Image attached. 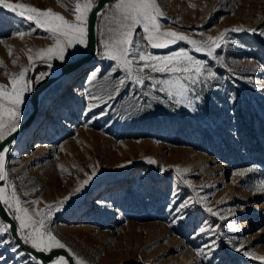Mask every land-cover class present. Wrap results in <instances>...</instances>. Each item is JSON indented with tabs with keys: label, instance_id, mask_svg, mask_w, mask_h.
Returning <instances> with one entry per match:
<instances>
[{
	"label": "rangeland",
	"instance_id": "rangeland-1",
	"mask_svg": "<svg viewBox=\"0 0 264 264\" xmlns=\"http://www.w3.org/2000/svg\"><path fill=\"white\" fill-rule=\"evenodd\" d=\"M8 2L52 9L74 19L71 0ZM115 2L97 15L93 60L39 94L32 123L8 152L3 187L9 194L15 190L20 207L28 208L37 220L35 211L52 207L46 228L74 254L70 255L74 264L76 257L86 264H264L243 254L264 256V207H256L264 203V192L257 191L264 180V35L260 34L264 0H157L164 13L159 19L164 31L206 41L225 29H243L226 32L214 52L222 59L195 52L186 41L147 49L162 56L183 48L207 61L216 78L209 87L196 89L202 98L195 111L169 101L160 85L153 89L150 80L145 85L127 81L118 94L114 92L125 73L113 71L115 62L102 56L101 40L106 38L102 33L115 26L105 19ZM17 32L31 34L21 39ZM135 35L139 39L142 30L137 28ZM0 41V85L8 88L6 73H18L21 66L29 68L26 78L35 83L39 73H50L62 63L34 59L29 67L28 50L34 54L54 41L33 22L2 7ZM82 47L68 49L63 62L81 54ZM97 68V78L90 81ZM149 74L154 79L170 78L166 73ZM145 91L151 95L145 96ZM27 94L19 121L28 109ZM91 104L98 106L89 110ZM37 140L49 148L35 150L32 143ZM252 166L255 170L244 176L235 174ZM89 176V182L75 192ZM65 197L69 199L60 206ZM33 200L38 203L32 204ZM185 201L189 206L177 214L176 208ZM8 212L13 219V211ZM178 215L183 219L173 222ZM201 227L216 231L200 234ZM0 240L10 241L0 243V264H38L19 248L12 251L16 245L8 233H0ZM213 240L215 250L198 256L197 250Z\"/></svg>",
	"mask_w": 264,
	"mask_h": 264
},
{
	"label": "snow or ice",
	"instance_id": "snow-or-ice-1",
	"mask_svg": "<svg viewBox=\"0 0 264 264\" xmlns=\"http://www.w3.org/2000/svg\"><path fill=\"white\" fill-rule=\"evenodd\" d=\"M57 2L60 3L61 0H57ZM71 2L74 4V10H71L74 19L69 21L52 9L42 10L23 3H10L8 0H0V7L15 13L17 16L24 17L29 22H33L36 28L43 29L49 33V38L54 41L51 46L37 50L34 54H32L31 49L28 50L29 67L34 66V59L47 61L56 59L63 62L66 60L68 49H72L77 45L88 47L89 15L95 8L96 2L95 0H71ZM190 6L194 7V5ZM110 8L111 16H106L105 19L109 21V24H114L115 26L108 27L106 34L102 33V35H106V38L101 40V45L104 49L102 56L115 62L113 71L120 69L125 73V76L120 78L115 84L114 92L118 94L127 81H132L137 85H145V81L150 80L152 81L151 86L153 89L160 85L159 91L166 93L169 101L176 105H183L190 111L196 110L195 105L202 98L196 89L201 85H203V88L209 87L208 82L216 78V73L211 67L207 66V61L197 59L195 56L190 55L186 49L181 48L178 51L162 56L154 55L147 49L149 47L154 49L167 48L178 41H186L193 46V51L206 53L207 56L214 59H222V57L214 56V52L221 47V41L224 40L226 32L243 30L242 28L225 29L216 37L208 36L206 41H197L177 31L162 30L159 19L164 16V13L157 0H116ZM137 28L141 29L143 33L139 39L135 35ZM251 31L255 32L256 30L252 29ZM26 34L30 35L31 33H16L21 39ZM260 34L264 35V32ZM142 41H146V44L142 45ZM11 54V49L9 48V55L11 56ZM12 63L15 64L16 60L14 59ZM0 66H3L2 61H0ZM47 66L51 68L52 64L49 63ZM146 69L149 70L148 73L145 72ZM28 70V67L21 66V70L18 73H6L9 76L11 88L0 85V142L5 141L8 136L17 130L20 107L25 103V94L33 90L34 81L26 78ZM99 71V68L92 71L89 80H95ZM149 73H166L170 75V78L154 79ZM48 74L47 72L39 73L35 78V83L40 82ZM143 94L145 96L151 95L148 91ZM114 98V96L109 97V99ZM151 98L160 100L159 96H152ZM91 99L98 98L91 97ZM97 106L96 104H91L89 110ZM8 151L7 147L0 149V181L7 180L5 160ZM147 162L149 164L155 163L152 159H148ZM129 163L131 162L129 161ZM119 166L123 167V165ZM254 170L255 166H252L235 174L244 176L246 172ZM161 171H164V169L161 168ZM90 179L91 176L81 182L75 192H79ZM12 187V185H8V188ZM257 191L264 192V180L258 183ZM68 199L69 197H65L58 204L62 206ZM31 203L36 204L38 201L33 200ZM0 204L5 205L6 209L13 211V219L18 222L15 231L23 243L42 253H50L54 249L66 248V245L46 228V220L51 218L53 211L50 205L45 206L47 210L40 209L35 211V216L40 217L37 220L30 214L28 208L20 207L21 200L17 197L15 190L9 194L5 187H0ZM188 206L189 202L185 201L175 211L180 214ZM55 210L59 211L60 208L57 207ZM207 211L213 216L218 215L212 208H207ZM220 218L224 219L223 216ZM176 219H183V215L174 217L173 222ZM205 224H207V221ZM229 227L233 226L229 225ZM10 228L11 226L7 224H0V233H7ZM215 231L216 228L213 227H201L199 229L200 234ZM0 243L8 244L10 241L0 240ZM215 244L216 241L213 240L211 245H205L204 248L197 250V255H209L215 250ZM18 247L19 245L13 247L12 251L16 252ZM235 250L241 252L242 246L236 247ZM69 254L74 255L71 252ZM243 254L264 262V256H257L249 251H244ZM20 255H23V253H20ZM32 259L35 260L36 258L32 257ZM50 264H69V261L64 256H57L51 259ZM76 264H86V262L76 257Z\"/></svg>",
	"mask_w": 264,
	"mask_h": 264
},
{
	"label": "water",
	"instance_id": "water-1",
	"mask_svg": "<svg viewBox=\"0 0 264 264\" xmlns=\"http://www.w3.org/2000/svg\"><path fill=\"white\" fill-rule=\"evenodd\" d=\"M112 0H95L96 6L93 9L92 13L89 15V37H88V47H82V52L77 57L67 62H62L51 71L46 77H44L40 82L33 84V90L27 94V104L28 109L23 116V118L18 122L17 130L12 133L7 139L3 142H0V149L7 147L9 150L13 146L15 139L27 129L33 116L37 110V100L39 94L47 88L53 82L61 79L74 69L80 67L81 65L90 62L93 60L96 52V40H95V23L98 13L101 9L107 5ZM9 152V151H8ZM8 152L6 153L5 160V171H6V162L8 157ZM5 181H0V187H3ZM0 222L2 224H7L11 226L10 231H8L9 238L19 249L25 253L30 258L35 257V261L38 264H50L51 259L57 256H64L69 264H74L72 257L65 249H54L50 253L37 252L35 249L31 248L28 244L23 243L21 238L16 234V224L6 209L5 205L0 204Z\"/></svg>",
	"mask_w": 264,
	"mask_h": 264
},
{
	"label": "bare ground",
	"instance_id": "bare-ground-1",
	"mask_svg": "<svg viewBox=\"0 0 264 264\" xmlns=\"http://www.w3.org/2000/svg\"><path fill=\"white\" fill-rule=\"evenodd\" d=\"M66 62H67V61H66ZM69 90H71V87H69ZM37 103H38V100H37ZM35 113H36V112H35ZM34 115H35V114H34ZM33 118H34V116H33ZM32 120H33V119H32ZM32 120H31V123H32ZM29 125H30V124H29ZM23 132H24V131H23ZM23 132H22V133H23ZM22 133H21V134H22ZM21 134H20V135H21ZM20 135H19V136H20ZM19 136H18V137H19ZM18 137H17V138H18ZM17 138H16V139H17ZM16 139H15V141H16ZM32 147H33L35 150H37V151H39V150L41 151V150H43V149L49 148L48 145H47V143H46L45 141H38V140H37V141H34V142L32 143ZM254 205H255V204H254ZM256 207H257V208H263V207H264V203H263V202H258V203H256Z\"/></svg>",
	"mask_w": 264,
	"mask_h": 264
}]
</instances>
